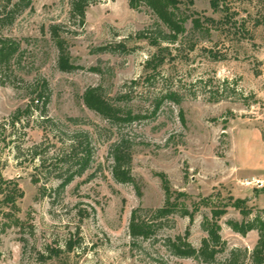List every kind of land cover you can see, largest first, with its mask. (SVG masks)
<instances>
[{"label": "rangeland", "instance_id": "obj_1", "mask_svg": "<svg viewBox=\"0 0 264 264\" xmlns=\"http://www.w3.org/2000/svg\"><path fill=\"white\" fill-rule=\"evenodd\" d=\"M219 1L182 0L175 39L150 7L129 0H97L84 23L70 0H33L3 29L18 49L0 64V171L24 196L0 214V264H223L235 248L253 264L258 229L242 234L229 220L264 217V0ZM52 25L75 68L60 67ZM44 86L48 99L32 102ZM91 87L145 117L110 121L86 105ZM85 136L90 165L60 186ZM121 139L132 142L133 182L112 172ZM164 178L184 193L166 216ZM231 198L250 213L226 206L215 261L172 251L168 239L188 228L199 248L205 217ZM134 214L151 225L148 236L131 232Z\"/></svg>", "mask_w": 264, "mask_h": 264}, {"label": "trees", "instance_id": "obj_2", "mask_svg": "<svg viewBox=\"0 0 264 264\" xmlns=\"http://www.w3.org/2000/svg\"><path fill=\"white\" fill-rule=\"evenodd\" d=\"M96 1L97 0H70L71 16L79 19L81 23H84L87 8ZM181 2L182 0H129L131 7H138L141 3L150 7L160 22L168 27L170 31V38L174 39L177 38L184 30V23L186 21V17L181 12ZM210 2L215 9L219 8V0H210ZM32 8L33 0H0V64L10 63L18 49L17 44L13 40L5 37L3 29L13 24L23 11ZM195 24L199 26L200 22L198 19H195ZM50 32L54 40L59 44V48H61L59 58L60 67L65 70L75 68V65L69 61V56L66 53L64 38L61 35L59 25H52ZM44 89H46L45 86L41 88L37 98H32V102H39L45 95L48 99V94L43 91ZM173 95L175 94H169L171 97H173ZM84 100L89 108L95 110L113 122H128L145 117V115L134 113L131 108L115 102L111 97H107L99 87H91L87 89L84 94ZM159 104L160 103L158 102L156 107H158ZM22 113L24 112L18 110L13 116V121L20 119ZM84 139L85 140L81 142V150L83 153L77 157L76 164H78V167L75 171L67 175L64 181L61 182L60 186H64L69 183L76 173L82 174V172L90 165L92 159L91 142L87 136H85ZM131 148L132 142L129 139H121L113 147L112 156L114 164L112 172L116 180L119 182L134 181L130 169L132 162ZM164 182L167 201L165 206L159 210V213L166 216L180 205L177 200L184 193L173 192L165 178ZM0 195V214L10 215L11 213H5L3 208L7 206L11 210H15L17 208L16 201L18 198L24 196V191L19 187L16 180H6L0 171ZM244 203V199L231 198L229 203H224L222 206H215L212 209V216H206L203 221V227L207 231L208 236L203 239L199 248L194 247L188 241L189 228L186 230L185 236L179 235L174 239H168L170 248L176 255L181 257L193 256L206 262L215 261L218 253L225 249V243L222 240L220 233V219L226 213V206L233 205L241 209V212L247 216L250 213V210L243 207ZM184 213L190 216L191 222L194 220L193 212H190L188 209H184ZM229 224L235 231L242 234H247L252 229H258L259 240L253 250L252 261L253 264H264V217L256 215L252 220H247L246 218L241 221L229 220ZM130 228L133 235L148 236L152 231L151 225L147 222L138 220L135 214L132 216ZM71 247L72 245H69V248ZM242 254L243 253L239 248L232 249L230 256L223 264H245Z\"/></svg>", "mask_w": 264, "mask_h": 264}]
</instances>
